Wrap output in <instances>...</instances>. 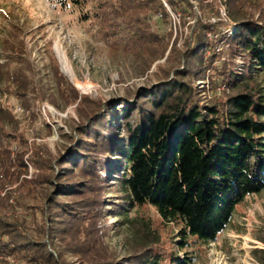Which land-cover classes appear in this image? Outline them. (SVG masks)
<instances>
[{
    "label": "trees",
    "instance_id": "1",
    "mask_svg": "<svg viewBox=\"0 0 264 264\" xmlns=\"http://www.w3.org/2000/svg\"><path fill=\"white\" fill-rule=\"evenodd\" d=\"M90 1L70 0L82 10ZM194 1L94 0L85 18H96L111 54L131 57L145 70L166 58L155 84L116 100L82 95L53 54L44 66L48 81L37 77L18 26L0 39V85L33 116L38 101L58 105L60 97L67 103L81 98V119L62 135L65 145L57 152L36 141L31 150L18 133L20 120L0 105V174L21 179L17 189L24 199L18 203L34 200L32 224L11 202L13 191L0 193V261L193 264L190 239L217 240L246 197L264 191V86L258 80L264 73V5ZM167 6L183 13L187 27L173 42L146 20L150 13L169 17ZM253 8L262 12L258 19ZM203 80L209 86L201 87ZM52 81L57 93L47 92ZM209 87L221 95L206 100ZM16 138L28 147L14 155ZM27 162L38 170L33 178H21ZM113 190L115 201L108 195ZM148 205L164 224L178 225L176 237L163 234L150 218L129 215ZM110 211L132 232L123 257L110 248L102 226Z\"/></svg>",
    "mask_w": 264,
    "mask_h": 264
},
{
    "label": "rangeland",
    "instance_id": "2",
    "mask_svg": "<svg viewBox=\"0 0 264 264\" xmlns=\"http://www.w3.org/2000/svg\"><path fill=\"white\" fill-rule=\"evenodd\" d=\"M253 1L264 5V0ZM93 2L94 0H91L88 7L82 10L70 0H0V39H4L14 26H18L22 30L21 37L26 41L29 57L37 65L39 71L37 77H42L44 82L48 81L44 66L46 63L49 64L53 54L61 72L82 95L116 100L138 87L155 84L158 64L164 63L166 58L158 60L149 70H145L131 57L111 54L108 44L97 32L96 18L93 14L85 18L86 13H90ZM194 2L198 10V3ZM167 7L169 17H164L161 13H150L146 20L155 33L173 42L181 30L187 31V27L181 24L183 13ZM253 13L256 19L262 14L258 8H253ZM221 15L227 17L226 6L222 7ZM0 54H3L1 50ZM239 62V69H242L243 61ZM15 67L13 64V68ZM48 73H51L50 70ZM258 80L264 86V73L258 75ZM199 85L209 86V82L203 80ZM4 86L5 84L0 85V105L8 106L20 120L18 133H23L28 139L30 149H33L31 143L35 141L39 144H48L53 152L63 148L66 140L62 135L70 132V126L81 119L79 114L81 98L67 103L60 97L58 105H53L48 100L38 101L33 116L29 110L24 109L15 95L5 90ZM51 91L57 93L53 81L47 89V92ZM215 94L221 95V90L209 87L203 92V97L207 100ZM28 146L16 138L12 141L13 154L16 155L17 151ZM27 164L29 171L21 178L25 176L33 178L38 172L34 164L29 162ZM20 182L21 179L17 181L15 176L5 177L1 173L0 193L4 195L8 190L13 191L11 202L17 203L18 212L34 224L30 208L34 200L26 199L23 204L17 202L24 199L21 198L23 192L17 189ZM108 193L112 197L116 195L114 190ZM109 207L113 209V206ZM129 215L150 218L153 225L161 229L163 234L167 232L173 237L177 235L178 225L164 224L158 212L150 205L134 209ZM123 219L116 211H110L106 212L105 220L102 222L110 248L120 257L128 254L129 244L132 242L131 230L127 225L123 226L120 223ZM187 251L194 258L193 264H263L261 259H264V191L246 197L237 207L231 223L217 240L203 243L191 238ZM71 258L74 264H79L76 258ZM0 264L5 263L0 261ZM9 264L29 263L26 259L11 258Z\"/></svg>",
    "mask_w": 264,
    "mask_h": 264
}]
</instances>
